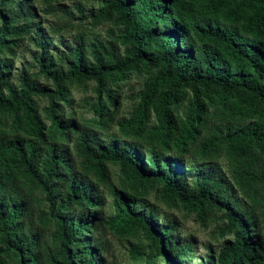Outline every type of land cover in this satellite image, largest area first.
<instances>
[{"label": "trees", "instance_id": "1", "mask_svg": "<svg viewBox=\"0 0 264 264\" xmlns=\"http://www.w3.org/2000/svg\"><path fill=\"white\" fill-rule=\"evenodd\" d=\"M13 1L0 0V264L3 255L16 264H113L101 226L126 238L132 264H156L157 256L183 264L178 257L193 242L177 239L179 220L160 203L185 208L205 227L224 210L234 238L219 264H264V0H103L96 23L117 16L119 35L79 31L54 56L43 33L38 70L23 68L17 84L6 53L36 12L25 1L9 13ZM158 28L165 31L155 37ZM144 65L155 75L109 134L116 112L106 99L115 104L117 84ZM87 81L107 97L91 103L89 121L65 112L77 105L73 85ZM194 143L205 164L190 183L183 162ZM110 163L120 166L121 186ZM103 186L113 197L110 214L102 211ZM139 230L152 239L150 252L131 239Z\"/></svg>", "mask_w": 264, "mask_h": 264}, {"label": "rangeland", "instance_id": "2", "mask_svg": "<svg viewBox=\"0 0 264 264\" xmlns=\"http://www.w3.org/2000/svg\"><path fill=\"white\" fill-rule=\"evenodd\" d=\"M27 2L33 9H35L36 16L34 18V26L30 31L21 36L18 45L14 46L12 50L6 53L9 59V81L13 84L19 83V75L23 68H28L30 71L38 70V63L36 56L40 55L42 51V34L45 33L50 42L48 44V51L54 56H58L65 48L66 41L73 39L79 31H86L89 35L101 34L109 38L111 33L119 35L122 26L117 22V16L112 19L104 17L102 23H96V15L103 12L105 5L103 0H14L8 7L9 13L18 7L20 4ZM133 3L137 4V0ZM69 10V12L66 11ZM20 22L23 19L17 16ZM0 18V25H1ZM164 28H158L155 32V37L159 32H164ZM58 33L61 37L59 38ZM124 46L122 47V50ZM157 68L151 65L140 66L136 70L129 72L128 77L117 84L114 97H117L115 104L111 99L107 98L103 93L98 97L96 91V82L87 81L86 84H75L72 87V94L75 97L76 106L66 107V114H70L72 109L76 110L78 117L85 121L91 120L94 116V109L91 103H95L98 99H106L109 112H116V118L113 120V125L109 131L119 132L121 128V120L129 118L137 105L142 100L141 92L145 89L146 82L155 75ZM40 81L47 88H53L51 79L41 75ZM40 104V113L43 120L48 124L49 119L46 117L45 108L49 104L47 96H38ZM187 102L184 103L186 106ZM213 107H208V111L212 112ZM149 123L156 125V118L153 111L148 114ZM257 118H245L244 123L247 124ZM222 172L226 177L229 176L227 161L223 157L219 161ZM205 161H203L198 153L197 143L193 144V149L189 154L184 156V178L188 182H193L194 177L202 169ZM111 175L114 183L121 186L120 166L116 163H110ZM103 191L106 193V204L102 211L110 214L112 211V195L104 186ZM151 202L155 200L154 192L149 194ZM160 209L163 213L171 214L172 217L179 220V230L177 232V239L181 242L192 241L193 246L188 248L183 256L178 259L183 264H219L218 254L223 246L234 238V233L228 227V220L225 216L224 210L217 211V218L215 222L208 226H203L196 218L194 213L188 212L185 208H168L166 205L160 203ZM99 234L104 241L109 245V252L107 253L108 261L113 264H132L133 259L129 252V244L126 238L115 232L108 226H101ZM133 241L142 240L150 252L154 247V243L142 230H139L138 236L131 237ZM4 259V264H16V261L7 255L1 256ZM156 264H165L162 256L155 258ZM146 264V263H143Z\"/></svg>", "mask_w": 264, "mask_h": 264}]
</instances>
